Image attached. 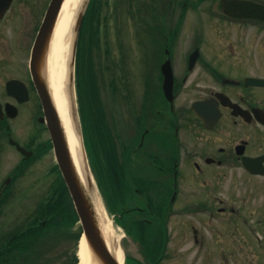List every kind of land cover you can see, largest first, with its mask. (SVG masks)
<instances>
[{
	"label": "flooded vegetation",
	"instance_id": "obj_1",
	"mask_svg": "<svg viewBox=\"0 0 264 264\" xmlns=\"http://www.w3.org/2000/svg\"><path fill=\"white\" fill-rule=\"evenodd\" d=\"M228 2H240L232 7L238 16ZM49 3L12 0L0 14V160L9 146L17 172H36L50 156L43 177H57L43 55L31 69ZM141 7L136 46L118 47L116 59L109 51V93L127 105L129 126L118 129L112 110L100 142L111 172L121 170L127 210L158 218L160 242L176 257L201 249L204 264H264V44L250 43L264 21L246 16L253 0H146ZM207 18L220 25L215 35ZM184 26L192 47H177ZM130 81L140 84L138 108ZM12 179L1 180L0 196ZM192 220L202 233L186 227Z\"/></svg>",
	"mask_w": 264,
	"mask_h": 264
},
{
	"label": "rangeland",
	"instance_id": "obj_2",
	"mask_svg": "<svg viewBox=\"0 0 264 264\" xmlns=\"http://www.w3.org/2000/svg\"><path fill=\"white\" fill-rule=\"evenodd\" d=\"M145 1L146 0H108L107 7L105 6L104 11L102 12V16L104 15L105 12L106 19L100 21L101 34L99 33L100 34L99 41L97 42V44L99 43V45L93 47L90 52L92 64L94 65V70L96 73L95 77L97 78V95L103 107L101 111L105 112L108 117V114L113 110V113H115V117L117 119L116 123L118 129L122 130L123 127L124 131L127 130L126 127L129 126V122H130L129 120H127V116H126L127 114L126 109L128 107L119 95H116L114 97L115 99H112V97L110 96L109 84H108L109 81L108 65L111 64L110 62H112L113 59L111 58V55H109V51L113 50L116 59L117 55L115 53L117 52L118 47L136 46V44L134 43H137L138 31H139L138 23L140 19V14L143 9V7H141V4L143 6ZM259 1L264 2V0H259ZM80 13L81 12H79V14ZM75 21L73 26L75 25ZM205 23L206 26L208 27L209 32H211L212 34L215 35V33L219 31L220 25L217 24L216 19L207 18ZM184 27L185 29L180 38V43L178 44L177 47H192V44L190 42V33H189L190 26H184ZM249 31L250 30L248 29L247 31L243 30L241 32V34L244 35V40L248 36ZM72 32L73 33L70 43L71 49L75 34L74 28ZM210 39H212L211 36ZM250 39H251L250 43L253 44V47H257V45L264 44V31L261 30V28L253 26V35L250 36ZM229 40H227V42ZM239 47H245V46H239ZM86 50L87 47H85V44H83L82 42L78 43L77 55H75V60H74V68L73 67L71 68L73 76H74V72H75V76H74V81L71 80L70 86H71V92L74 96L73 100H74L75 116L77 120L78 131L80 133V140L82 144L83 153L85 156L88 169L91 173V176L92 178H94L96 183L94 172L96 173L99 168H98V159L96 158V150L94 149V140H92L87 126V121H86L87 117L85 112V106L83 104L84 99L79 92H78V96H76L75 94V88L82 89L83 87L82 83L84 82V78L86 77L87 66H86L85 58H83V56L86 57L87 55ZM130 76H132L131 73L129 74V77ZM75 78L77 81H75ZM125 80H128V78H126ZM130 83L133 88V96L135 98V102H132L130 104L134 105L135 108L136 107L138 108L140 84L138 81H135L134 83L130 81ZM80 115H81V120H80ZM107 121L105 116L106 124ZM81 134H82V138H81ZM17 158L18 157L16 153L13 151V149H11V147L5 146L3 148L2 156L0 160V182L12 170L14 163H16V161L18 160ZM46 159L48 161H45V164H41L38 167H35L36 172L35 171L32 172V168H31L27 170V172L24 171L19 173L17 179H14V183H12L11 187L9 188L12 194H10L9 197L7 196V198L2 203V205H0V234L5 231L10 232L12 229H14L15 225L20 224L27 217V215L30 216L32 211L35 209L38 201L42 198L45 192L47 193L49 186L52 185L54 180L53 175L43 177L46 168L52 165L51 157L49 156ZM88 160L91 166L89 165ZM92 169L94 170V172ZM48 195H50V193ZM102 202H103V206H105L104 199H102ZM119 206H123V203H120ZM105 211L107 213V210ZM194 214L196 213L186 212L187 217H189V215L192 216ZM107 215L112 222L111 215L109 213H107ZM125 218L126 217H124V219ZM118 223L120 224V226L128 224L121 220H118ZM188 224L191 228L192 226L197 228L199 231H201L200 233L203 232L201 225L198 224L195 220H192L191 222L186 224V227L189 229ZM112 226L117 237V242L119 243L121 248L124 247L123 246L124 240L125 243H127L128 245L131 244L133 248H135L134 244L125 238L124 233L120 228L116 227L115 224L113 223ZM161 229L163 231L162 227ZM177 232L181 234L183 232V227L178 226ZM131 233L135 235L136 229L135 228L131 229ZM138 235L139 234H137L136 237H138ZM180 241L183 242L182 244L186 245L184 240H180ZM68 246H69L68 241H63V240L60 241V243L54 247L52 254H54L55 251H61L62 249ZM189 254L188 256L190 257L188 258L186 255L182 257L180 253L177 254V257L169 253L166 257H164V259L160 262V264H176V263L204 264L205 263V260L202 258L201 249L199 250L198 253H195L193 256ZM127 264H136V263L133 261V258H130L127 261Z\"/></svg>",
	"mask_w": 264,
	"mask_h": 264
},
{
	"label": "trees",
	"instance_id": "obj_3",
	"mask_svg": "<svg viewBox=\"0 0 264 264\" xmlns=\"http://www.w3.org/2000/svg\"><path fill=\"white\" fill-rule=\"evenodd\" d=\"M107 3L108 0H89L79 32L78 43L82 42L87 47V55L83 56L87 73L79 91L85 101L83 104L89 117V123L86 119L89 126L92 123L91 108L95 104L91 98L95 97L96 93L90 52L99 41L100 21L106 19L105 12L103 16L102 12ZM118 180L120 179L115 177L116 186ZM64 189L65 193L50 199L49 203H39L37 209L33 210L30 216L27 215L20 224L15 225L10 232L0 234V264H77L76 250L81 228L77 224L78 217L65 186ZM113 210L110 209L109 212L112 213ZM62 240L68 241L69 246L52 254L54 247ZM151 242L156 249L157 241ZM153 248L149 245L150 250L153 251Z\"/></svg>",
	"mask_w": 264,
	"mask_h": 264
},
{
	"label": "bare ground",
	"instance_id": "obj_4",
	"mask_svg": "<svg viewBox=\"0 0 264 264\" xmlns=\"http://www.w3.org/2000/svg\"><path fill=\"white\" fill-rule=\"evenodd\" d=\"M86 0H63L59 10L49 45L43 62L44 79L55 110L60 127L70 152L73 167L90 204L100 233L109 252L119 264H124L122 248L103 206L95 182L88 169L82 149L80 134L75 116L73 94L69 85L70 43L74 21L82 10ZM78 264H102L92 255L85 237L82 236L78 246Z\"/></svg>",
	"mask_w": 264,
	"mask_h": 264
},
{
	"label": "water",
	"instance_id": "obj_5",
	"mask_svg": "<svg viewBox=\"0 0 264 264\" xmlns=\"http://www.w3.org/2000/svg\"><path fill=\"white\" fill-rule=\"evenodd\" d=\"M11 0H0V14L5 10V8L9 5ZM63 0H51L49 7L47 9L46 15L44 17L43 23L40 27V30L37 34L35 44L32 50V66L31 69L34 72V62L37 57H45L46 51L49 45V40L51 34L54 29V25L61 8ZM240 2H228L230 8L227 9L229 14L232 16H238L235 12V9L232 10L233 4ZM83 16V11L78 15L75 25H74V39L72 43V50L70 56L69 66L73 64L74 60V52L76 45V37L79 30V26L81 23V19ZM246 16H252L255 19H260L264 21V4L253 1V13H248ZM69 85L72 79V72L69 71ZM10 85V83H8ZM166 86V83H165ZM171 88V83L169 84ZM45 105L50 109L51 114L54 117L52 118L50 123L51 135L54 141V150L56 159L59 165V168L62 172L63 178L66 182L68 191L72 198L74 208L76 213L80 219V224L82 227V235L85 237L87 245L90 247L92 251V255L95 259H97L102 264H119L115 257L109 252L107 245L100 233V230L97 225V221L95 220L93 210L86 199L83 189L79 183V179L73 167V162L70 156L69 149L67 147L62 128L59 125L57 116H55V110L53 105H51L49 98L46 94H44Z\"/></svg>",
	"mask_w": 264,
	"mask_h": 264
}]
</instances>
